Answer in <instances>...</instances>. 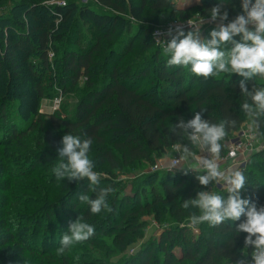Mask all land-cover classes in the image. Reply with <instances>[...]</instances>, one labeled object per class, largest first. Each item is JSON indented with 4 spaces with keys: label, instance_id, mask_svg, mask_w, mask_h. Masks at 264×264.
<instances>
[{
    "label": "trees",
    "instance_id": "trees-1",
    "mask_svg": "<svg viewBox=\"0 0 264 264\" xmlns=\"http://www.w3.org/2000/svg\"><path fill=\"white\" fill-rule=\"evenodd\" d=\"M218 4L223 6L222 11L228 12V20L242 14V0H201L198 5L187 8L177 6L174 0H129L128 6L127 0H92L80 7L73 5L71 9L53 5L51 20L45 21L44 29L36 37L26 32L23 21H15L19 34L15 41L7 38L5 56L8 59H13L18 51L26 48L35 50L40 53L43 70L47 71L51 64L49 53L58 55L60 47L57 44L60 43L64 49L59 59L58 82L63 93L75 91L82 79L83 87L71 117H63L60 112L40 114L27 129L8 119L4 114L7 99H1V114L10 125L9 141L20 144L37 129L43 135L46 148L17 160L24 161L30 177L36 179L35 176L45 173L47 180L57 188L50 202L18 203L20 209L16 214H7V201L0 203V230H4L0 233V264H34L27 261L25 255L38 259L36 264H235L243 258L245 251L249 253L247 257H251L252 249L244 248L247 233L236 232V226L245 217L216 227L206 222L191 223V215L200 213L197 209H184V200L195 198L199 191L209 190V185L199 184L196 171L189 170L187 174L183 170L145 172L127 183L120 179L136 165L153 164L155 158L163 157L177 144H184L187 139L181 130L171 132V129L181 118L186 122L201 109H206L202 118L213 123L225 118L237 121L236 127L229 129L222 141L221 157H225L229 141L241 131L247 120L240 108L247 98L241 94L239 82L244 78L238 74L221 73L204 79L195 76L190 66H168L170 57L160 50L156 51L153 76L146 60L121 65L126 52L152 50L156 48V40L148 27L133 32L127 28L118 43L116 25L119 16L108 9L144 22L146 11L171 10L173 16L181 17L184 12L195 9L202 16L210 17L211 8ZM75 11L79 21L89 24L94 31L87 44L78 49L69 47L71 35L59 34L57 24V20L61 23L67 21ZM234 39L240 41L241 37L237 35ZM73 43L79 45L77 41ZM231 47L229 44L228 48ZM33 75L38 79L41 77L35 71ZM147 78L149 83L143 86ZM254 84L264 87V79L257 76L248 81L249 90ZM33 91L38 99L45 97L39 83L34 85ZM261 121L260 131L264 132V118ZM66 133L79 136L81 140L92 139L88 155L94 162L93 170L100 174L98 185H90L87 178L79 182L56 179L53 172L59 163L56 149ZM251 157H260L264 163V151ZM253 158L241 170L247 178L241 197L256 203L259 208L264 206V164L262 171L255 170L251 167ZM108 187L114 189L106 198L111 211L93 214L90 206L78 199L80 194L95 199L100 189ZM216 193L227 196L224 189L217 188ZM150 215L158 223L167 219L170 224L161 229L158 237L127 255L128 249L144 235V218ZM78 216L94 226L95 234L86 241L74 243L63 255H57L56 249L61 246L69 222ZM23 222L32 223L30 229L25 230L28 225L23 226ZM195 227L199 233L193 232ZM101 237H109L110 244L105 245L104 258H97L91 248L101 242ZM76 244H84L81 251L74 249ZM116 254H125V258L111 262V256ZM16 257L20 261H16Z\"/></svg>",
    "mask_w": 264,
    "mask_h": 264
},
{
    "label": "clouds",
    "instance_id": "clouds-1",
    "mask_svg": "<svg viewBox=\"0 0 264 264\" xmlns=\"http://www.w3.org/2000/svg\"><path fill=\"white\" fill-rule=\"evenodd\" d=\"M222 5L211 8V22L219 20L216 28L210 31V39H204L195 30L185 33L183 26L178 25L174 30L169 29L167 35L171 39L164 43L163 53L170 58L168 66H190L191 72L198 77L208 79L219 76L221 73L238 74L243 77L239 82L241 94L247 99L240 105L241 110L249 120L251 139L257 140L264 136L261 132V118H264V87L255 84L249 90L247 82L255 77L264 79V0H242V14H238L227 24L228 12L222 11ZM202 23V22H201ZM189 25H194L188 21ZM173 31L175 34H173ZM239 35L240 41L234 39ZM231 44L232 47L228 48ZM201 109L194 118L180 119L171 132L180 129L183 136L191 142L193 148L198 147L200 152H208L211 158L198 155L188 145L177 144L176 152H180L172 168L187 162L188 167H182L185 174L189 170L198 173L197 180L200 185L208 186L210 183L222 184L227 196H222L213 191H199L195 198L184 200V209H197L199 215L193 213L190 217L193 225L207 223L216 227L226 221H239L236 232L247 233L244 239V248H251V264H264V206L257 207L256 203L241 197L247 178L235 162L236 153H231L233 165L221 168L220 158L223 149L222 141L228 135V130L235 128L237 121L225 118L218 123H213L202 118ZM92 139L81 140L79 136L69 133L63 135L60 146L56 149L59 163L53 168L57 180L81 181L87 178L90 185H98L100 174L94 171V162L89 158ZM264 151V141L257 140L249 148V155ZM195 162L193 165L192 162ZM204 173V174H199ZM95 190V189H93ZM114 192L111 187L102 188L95 199L87 194H80L81 203L88 204L93 214L102 210L111 211L107 197ZM95 234L94 226L84 222L78 216L75 221L69 222L67 233L62 236L60 247L56 249L57 255H63L70 250L74 243L86 241ZM245 251L243 258L235 264H249Z\"/></svg>",
    "mask_w": 264,
    "mask_h": 264
},
{
    "label": "rangeland",
    "instance_id": "rangeland-1",
    "mask_svg": "<svg viewBox=\"0 0 264 264\" xmlns=\"http://www.w3.org/2000/svg\"><path fill=\"white\" fill-rule=\"evenodd\" d=\"M92 0H0V203L8 202L6 211L7 214H16L19 204L28 202L34 205L36 202L51 201L57 186L52 181H48L44 174L35 176L36 179L30 177V171H27L24 161L21 159L24 155H31L33 153H40L44 148L43 135L40 129L29 133L23 138L20 144L9 141L7 138L8 130L10 129L9 123L4 121V116L1 114V101L2 98L7 99V104L4 106V114H7L8 119L13 121L16 126H23L27 129L29 124L37 120L40 114H51L60 112L63 117H71L74 113L76 104L81 94L80 90L83 87V79L79 87L71 93H63L59 82V68H60V55L64 46L58 43L60 53L54 55L53 52L49 53V62L51 63L49 69L44 71L40 62V53L35 50L30 51L28 48L18 51L13 59H8L5 56V48L7 38L15 41V36L19 34L15 21H23L25 23L26 32H30L31 36L39 35L41 29H44V23L53 16V5H61L63 7L72 8L73 5L81 6L90 3ZM201 0H174V3L182 8L192 7L198 5ZM36 3V4H35ZM129 0H127V6ZM97 7L96 5H93ZM98 8V7H97ZM33 9V10H32ZM112 14L119 16L116 25V41L119 43L123 36L126 34L127 28H131L132 32L139 30L140 27H148L153 33L157 35L158 42L156 41V48L146 51L144 53L126 52L121 60V65L126 64H139L141 61L146 60L148 66L151 67L150 75H154L153 70L154 60L156 58V51L160 50L163 53L164 43L171 39L167 35L169 29H175L178 25L186 27L185 33L190 30H195V25L199 26V32L202 38L210 39V31L216 28L219 20L211 22V17H204L197 13L195 9L184 12L180 15L173 16L171 10H163L159 12L146 11V20L138 22L131 18L128 14H120L112 9H108ZM52 15V16H51ZM185 16L186 18H183ZM48 19V20H49ZM192 21L194 25H189L188 21ZM231 20L224 21L225 24ZM78 22V23H77ZM202 22V23H201ZM183 23V24H182ZM59 26V34L71 35V43L69 47L78 49L87 44L94 36V31L89 24L79 21L77 18V11L73 12L67 21L61 23L57 20ZM78 24V26H77ZM160 32H163L160 34ZM173 34L175 32L173 31ZM36 37V36H35ZM77 41L79 45L73 42ZM69 43V42H68ZM12 44V43H11ZM40 73L41 77L38 79L33 75V72ZM151 77V76H150ZM36 83L42 86L44 91V98L38 99L33 87ZM149 83V78L145 79L143 86ZM249 120L243 124L242 129L249 132ZM40 128V127H39ZM250 133V132H249ZM250 135H252L250 133ZM257 140L264 141L262 136H258ZM255 140V144L257 142ZM254 144V145H255ZM188 145L191 150H194L198 155L204 156L205 152H200L199 148H193L191 142L186 140L184 144ZM180 157V152H176V147L168 150V152L161 158H155V163L149 164L144 162L131 168L127 175H121L120 179L124 182L134 181L139 175L148 172L163 173L166 171L177 172L181 171L182 167H188L187 162H181L177 169H170L172 160ZM223 158V157H221ZM253 157L250 156L249 160ZM193 165L195 162H192ZM228 166L233 163L230 161ZM262 159L253 158L252 166L257 171H262ZM227 166V167H228ZM105 175V174H101ZM208 191H217V184L214 187L209 186ZM53 193V194H52ZM16 203V205H15ZM19 203V204H18ZM2 208H0V211ZM1 213V212H0ZM146 226L143 230L144 235L136 240L134 244L128 249L127 255H131L145 242L159 236L161 229L170 224L167 219L162 223H158L153 215L144 218ZM23 226L28 225L23 222ZM27 223V222H26ZM32 223L28 225L30 229ZM29 232V231H28ZM27 232V233H28ZM194 233H199L195 227ZM4 233V230H0ZM29 235V234H28ZM101 242L92 245L94 256L97 258H104L105 245L110 244L109 237H101ZM84 244H76L74 249L81 251ZM6 247V246H5ZM2 246H0V251ZM6 249V248H5ZM125 254H116L111 256V262H120L123 260ZM26 260H31L34 264L38 259L34 256L25 255ZM16 261H20L17 257ZM251 259V257H247Z\"/></svg>",
    "mask_w": 264,
    "mask_h": 264
},
{
    "label": "built area",
    "instance_id": "built-area-1",
    "mask_svg": "<svg viewBox=\"0 0 264 264\" xmlns=\"http://www.w3.org/2000/svg\"><path fill=\"white\" fill-rule=\"evenodd\" d=\"M184 28H186V27H184ZM162 33L163 32H160V34H162ZM156 36L157 35L155 34V40L158 42V39ZM254 144H255V140L251 139L250 133L248 131L241 130L240 132L236 133L235 136L229 141L228 152H227L226 156L223 158H225L227 161H231L233 163V157L231 156V153L235 152L236 153L235 162H236V164L239 165L240 170H242L247 165V162L251 156V155H249V148L251 146H254ZM204 156L211 158L210 154L206 151H205ZM176 160H179V157L172 160L170 169L174 170L180 166L181 162L179 165L172 168V165L174 164V162ZM217 188L218 189H224V186L222 184H217ZM248 261H249V264H251V259H249Z\"/></svg>",
    "mask_w": 264,
    "mask_h": 264
},
{
    "label": "crops",
    "instance_id": "crops-1",
    "mask_svg": "<svg viewBox=\"0 0 264 264\" xmlns=\"http://www.w3.org/2000/svg\"><path fill=\"white\" fill-rule=\"evenodd\" d=\"M230 161H227L225 158H220V167L223 169L225 167H227L230 163ZM228 164V165H227ZM190 171H193V170H190ZM216 184L213 182V183H210L209 186L212 188L214 187Z\"/></svg>",
    "mask_w": 264,
    "mask_h": 264
}]
</instances>
